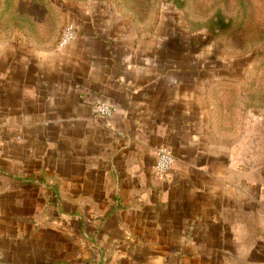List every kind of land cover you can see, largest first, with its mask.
<instances>
[{
  "label": "crops",
  "instance_id": "obj_1",
  "mask_svg": "<svg viewBox=\"0 0 264 264\" xmlns=\"http://www.w3.org/2000/svg\"><path fill=\"white\" fill-rule=\"evenodd\" d=\"M72 21L75 40L50 51L0 40V264H22L33 206L54 209L41 223L69 216L94 224L93 239H130L119 255L139 264H164L168 241L208 252L200 241L224 238L218 224L239 170L213 127L217 73L205 43L166 17L127 31L102 2ZM100 102L118 111L96 116ZM161 146L175 157L164 177Z\"/></svg>",
  "mask_w": 264,
  "mask_h": 264
},
{
  "label": "rangeland",
  "instance_id": "obj_2",
  "mask_svg": "<svg viewBox=\"0 0 264 264\" xmlns=\"http://www.w3.org/2000/svg\"><path fill=\"white\" fill-rule=\"evenodd\" d=\"M101 2L127 31L145 33L165 17L174 20L205 43L210 64H215L217 78L209 85L213 127L236 155L239 170L218 224L224 238L200 241L208 251L202 255L191 253L182 241H168L172 254L163 263L264 264V0H0V40L50 51L69 21ZM52 209L33 206L32 238L24 252L18 250V263L139 264L119 255L132 242L128 238L120 243L105 234L94 240V224L79 225L69 216L41 223L56 216L49 213ZM154 242L143 243L151 247ZM185 243L200 248L199 241ZM217 247L224 252L209 253ZM142 262L162 263L159 257Z\"/></svg>",
  "mask_w": 264,
  "mask_h": 264
},
{
  "label": "built area",
  "instance_id": "obj_3",
  "mask_svg": "<svg viewBox=\"0 0 264 264\" xmlns=\"http://www.w3.org/2000/svg\"><path fill=\"white\" fill-rule=\"evenodd\" d=\"M77 28L73 21L66 24L63 35L60 39L59 46L63 47L76 38ZM93 114L96 116H108L118 111V107L112 103H95L92 108ZM175 157L173 151L167 146H161L157 151L156 171L159 176H167L173 169Z\"/></svg>",
  "mask_w": 264,
  "mask_h": 264
},
{
  "label": "trees",
  "instance_id": "obj_4",
  "mask_svg": "<svg viewBox=\"0 0 264 264\" xmlns=\"http://www.w3.org/2000/svg\"><path fill=\"white\" fill-rule=\"evenodd\" d=\"M195 35V34H194Z\"/></svg>",
  "mask_w": 264,
  "mask_h": 264
}]
</instances>
